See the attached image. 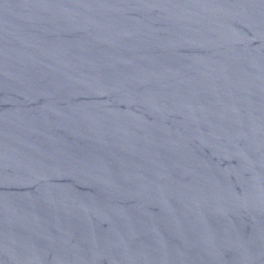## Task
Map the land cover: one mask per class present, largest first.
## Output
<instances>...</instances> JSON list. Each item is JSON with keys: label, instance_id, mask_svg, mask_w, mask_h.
Masks as SVG:
<instances>
[{"label": "water", "instance_id": "water-1", "mask_svg": "<svg viewBox=\"0 0 264 264\" xmlns=\"http://www.w3.org/2000/svg\"><path fill=\"white\" fill-rule=\"evenodd\" d=\"M0 264H264V0H0Z\"/></svg>", "mask_w": 264, "mask_h": 264}]
</instances>
